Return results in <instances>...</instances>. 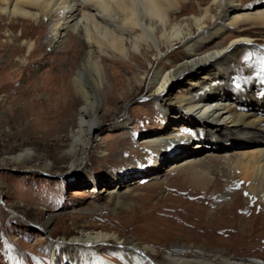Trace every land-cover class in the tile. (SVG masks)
I'll return each mask as SVG.
<instances>
[{"label":"bare ground","instance_id":"bare-ground-1","mask_svg":"<svg viewBox=\"0 0 264 264\" xmlns=\"http://www.w3.org/2000/svg\"><path fill=\"white\" fill-rule=\"evenodd\" d=\"M17 18L37 26L41 21L46 23L54 43L70 30L81 34L86 44L71 77L58 85L62 96L79 104L75 125L67 135L69 146L63 153L70 169L66 178L79 175L91 150L104 154L114 148L96 144L94 136L103 123L104 105L114 104L120 98L125 101L121 115L114 116L115 125L123 129L130 125L129 104L133 100L150 103L154 108L152 120L158 129L148 133L142 146L127 149L131 158L125 160L130 167L117 179V185L99 191L96 174L88 176L96 200L106 199V203L85 207V216L101 211L120 215L119 208L133 211L138 203L122 197L136 194H129L128 181L139 174L152 173L151 179L172 175L171 183L181 182L203 192L214 187L219 193L218 206H224L223 214L232 224L214 226L210 222L205 228L190 226L189 230H202L206 238L196 256L186 251L187 244L181 243H172L173 251H160L158 255L134 236L116 231L81 232L64 241L62 247L73 252L78 245L90 250L114 242L131 253L164 258L157 264H264V78L251 83L235 76L233 69L238 50L258 51L259 40L264 47V0L247 7L242 0H0V21L5 34L9 33V22ZM14 42L10 38L7 41ZM20 44L25 51L14 56V61L24 66L37 43L23 40ZM107 61L121 68L110 66ZM177 81L184 85L173 93L171 88ZM140 96L142 100H138ZM33 153L27 149L10 158L14 163L25 164ZM51 164L49 161L42 170H49ZM28 171L37 170L31 167ZM240 194L247 205H252L257 196L258 205L253 211L261 213L250 218L241 214L239 223L233 224L234 206H246L240 201ZM180 197L171 199L184 201ZM178 205L171 206L172 210L192 212V205ZM218 210L211 215L217 217ZM55 219L56 215L49 214L42 230L48 232ZM146 227L156 230L154 226ZM211 240L227 245V250L205 248ZM87 260L82 256L74 258L78 264Z\"/></svg>","mask_w":264,"mask_h":264},{"label":"rangeland","instance_id":"rangeland-1","mask_svg":"<svg viewBox=\"0 0 264 264\" xmlns=\"http://www.w3.org/2000/svg\"><path fill=\"white\" fill-rule=\"evenodd\" d=\"M259 1L263 0H242V5L247 7ZM193 4L196 7L197 1ZM38 25L27 19H13L9 22V33L5 34L0 21V97L4 96L0 100V264H78L74 262L75 256L87 257L88 262L84 264H157L164 259L161 256L151 259L138 251L131 253L114 242L97 245L90 250L78 245L73 252L61 245L64 241L79 236L81 232L96 231H116L123 236H134L138 242L155 249L158 255L160 251H173L170 246L172 243L187 244L186 251L196 256L206 242L204 232L196 231L197 227L205 228L210 222L214 226L232 225L223 214L224 206H218L219 193L214 187L203 192L197 187L184 186L181 182L171 183L172 175L156 180L151 179L154 176L152 173L139 174L131 178L128 185L131 189L129 194L134 191L141 198H137L134 193L122 195L127 201L138 203L133 208L134 212L119 208L120 215L108 211L86 216L82 213L89 205L106 203V199L96 200L95 189L92 191V186L87 182L90 181L88 176L96 174L99 191L103 187L117 185V179L130 167V163L125 160V157L131 158L127 149L142 146L148 133L158 129L152 120L154 108L150 103L133 100L129 104L130 125L123 129L115 125L114 116L121 115L125 101L120 98L114 104L104 105L103 123L99 131L94 132V136H97L96 144L102 147L114 145V148L111 153L104 154H100L99 150H91L79 175L66 178L65 174L70 169L68 158L63 153L69 146L70 139L67 135L75 125L79 104L71 97L62 96L59 87L64 79L71 77L85 52L86 44L81 34H74L70 30L59 42L54 43L46 23L41 21ZM39 30L42 31L39 32L41 35ZM8 37L15 42L8 44ZM23 40L36 41L37 49L28 57L26 65L18 66L14 56L25 51L20 47ZM261 42H257L258 51L238 50L242 54L238 53L239 60L233 64L235 76L251 83L263 80L264 47ZM174 60L176 61L175 58ZM106 63L117 69L121 68L111 61ZM183 85V82H174L171 92L179 91ZM105 95L107 96V92ZM142 99L143 96L138 98ZM27 149L34 153L25 164H17L11 160L10 157ZM49 161L52 162L50 169L43 171ZM31 167L37 171H28ZM218 182L224 187L223 181ZM233 190L238 191L236 187ZM180 196L184 201L175 202L171 199H179ZM239 198L246 204L241 194ZM257 200V196H254L252 205L246 204L245 208L240 203L234 206L233 224L239 223L241 214L247 218L253 217ZM177 204L182 207L192 205V212H181L178 209L173 211L171 206ZM217 208H220L218 216L214 214L213 217L211 214ZM260 213L261 211L258 214ZM49 214L56 215V219L48 232H44L41 225ZM146 225L154 226L156 230H152V227L145 228ZM190 226L196 228L192 231L189 230ZM207 245L205 248L227 250V245L215 240L207 241Z\"/></svg>","mask_w":264,"mask_h":264}]
</instances>
